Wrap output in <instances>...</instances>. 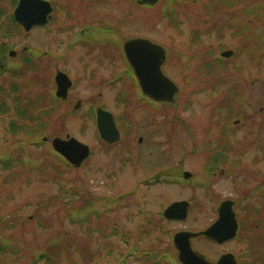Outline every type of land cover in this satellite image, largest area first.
<instances>
[{"label":"rangeland","instance_id":"374dc122","mask_svg":"<svg viewBox=\"0 0 264 264\" xmlns=\"http://www.w3.org/2000/svg\"><path fill=\"white\" fill-rule=\"evenodd\" d=\"M228 4L161 0L148 7L134 0H89L82 17L116 27V36L102 33L101 39L144 38L166 49L161 70L178 87L171 103L145 100L126 74L104 86L103 79L113 80L126 67L116 52L94 51L84 59L82 49L71 54L67 69L75 87L67 104L50 100L51 66L29 62L16 72L1 69L0 159H29L31 167L0 165V240L7 246L0 264H46L33 262L46 253L55 264H151L142 254L156 248L171 253L159 264H179L173 235L205 230L223 200L234 202L236 238L218 245L197 236L190 240L192 250L210 263L231 253L238 264H263L264 49L254 46L264 16L254 21L246 15L253 30L249 54L260 55L254 63L245 53L242 24L251 0ZM258 4L264 7V0ZM27 36L10 44L39 37ZM227 50L233 57L208 72L203 64ZM78 100L82 105L74 109ZM92 101L113 115L121 133L117 143L108 146L98 137L88 110ZM27 103H33L30 124L15 113ZM34 133L42 136L28 139ZM67 136L92 151L78 168L57 162L52 149L54 138ZM183 171L191 173L187 181ZM85 200L91 202L78 210ZM175 201L189 203L187 217L166 221L162 212Z\"/></svg>","mask_w":264,"mask_h":264},{"label":"flooded vegetation","instance_id":"af4514ba","mask_svg":"<svg viewBox=\"0 0 264 264\" xmlns=\"http://www.w3.org/2000/svg\"><path fill=\"white\" fill-rule=\"evenodd\" d=\"M134 1L136 4H139L138 0ZM246 1H244L243 3H245ZM88 7L89 0H0V32L3 33L2 40L0 41V55L2 56V60H0V71L4 68L9 72H16L22 69L26 65V63L29 62L36 63L37 65H43L45 66V68L46 66H51L54 73V89L53 94L51 93L53 96L51 95L50 100L53 104H67L70 101V93L75 87V83L73 79L69 77L67 69L68 63L70 62L69 57L71 56V54L74 53L76 49H82V51L84 52L82 59H84L85 54L91 55L94 51H104L106 53L107 51H110L113 55L119 53L120 57L123 58L126 67L118 69V72H115L114 75H111L115 76L113 80L109 78V81H107V79H103V85L106 86L108 84H118L123 78L122 75L126 74V77L128 79H131L134 86L137 87L136 93H141V89L138 85V80L136 79L132 67L128 63L124 52V44L127 40L123 42L121 41V43H119L117 40L113 39H101L100 34L102 33H107L108 35L113 34L114 36H116V27L113 26L112 28H110L107 27L104 22L86 19L85 17L87 16V11H89ZM249 9L250 5L243 10L245 11ZM83 12H85L86 14V16L84 17H82ZM243 17L244 19L247 18L248 20L246 22L242 20V24L247 30L246 40L248 41V44L245 47V53L249 56V58H251V62L257 63L260 55L256 58L251 57L248 49V45L251 43L250 36L252 32L250 29V20L244 14ZM258 29L259 31H261L260 35H258L260 37H264V28ZM31 33L38 34L39 37L36 36L33 40L28 39L21 42L15 41L21 43V45L19 46L10 44V39L18 36L19 34L26 37ZM44 33L48 34L45 35ZM60 35L64 36L65 38L59 39ZM243 37L245 38V35ZM255 43L257 44V46L254 47H256L257 49H259V47H262L264 49L261 41H255ZM164 50L167 56V51L166 49ZM230 57H233V51H231L229 58ZM98 62L101 63V61ZM13 65L14 67H12ZM43 70L40 69V72H43ZM59 73L66 75L71 81V86L67 89L65 97L57 96L58 83L56 81V77ZM89 76L90 80L96 79V76H94L93 74ZM143 97L145 100L154 103L148 97ZM81 105V101L78 100L76 101L73 108L78 109ZM88 105L89 112L94 113V116H96V111L98 109L105 110L102 106H99V104L94 101L89 102ZM147 105L148 107L150 106V104ZM150 107H153V105H151ZM117 130L119 134V141L121 133L118 128ZM101 141L105 145L114 144L105 142L103 140ZM118 141H116L115 143H117ZM141 141L142 137H139L138 142L140 143ZM91 153L92 151L90 149V155ZM185 174H188V176L186 177ZM182 176L183 179L187 181V179L190 178L191 173H189L188 171H183ZM212 176L213 172H210L204 178L207 181H210L212 180ZM260 187L263 188V186H259L258 188L260 189ZM246 201L248 202V200ZM261 202L263 204L264 199ZM254 205L260 207V203H255ZM238 231L239 227L237 230V234ZM260 255V263L264 264V250H262V254Z\"/></svg>","mask_w":264,"mask_h":264},{"label":"water","instance_id":"95a60500","mask_svg":"<svg viewBox=\"0 0 264 264\" xmlns=\"http://www.w3.org/2000/svg\"><path fill=\"white\" fill-rule=\"evenodd\" d=\"M160 0H138L141 5L153 6ZM124 52L138 80V84L144 95L155 102H173L178 87L163 74L161 67L165 61L164 49L152 41L144 38H134L125 42ZM230 51L221 54L229 57ZM58 83V97H65L67 89L71 86L69 78L59 73L56 77ZM96 127L102 140L113 143L118 140L119 134L116 129L111 113L98 109L96 111ZM51 145L55 152L61 155L70 165L78 168L89 157V147L75 139L54 138ZM187 177L188 174H185ZM231 200L223 201L218 208L217 219L204 231L195 233L190 231H179L173 235V244L178 251L180 264H236L231 253L223 254L216 263L206 261L200 254L194 252L190 240L203 235L214 243L222 244L235 237L237 221L232 209ZM188 203L186 201H175L163 211V215L171 220H184L187 216Z\"/></svg>","mask_w":264,"mask_h":264},{"label":"trees","instance_id":"16d2710c","mask_svg":"<svg viewBox=\"0 0 264 264\" xmlns=\"http://www.w3.org/2000/svg\"><path fill=\"white\" fill-rule=\"evenodd\" d=\"M218 1H221L222 3H225L226 5H229L228 0H218ZM236 1L238 2L239 0H236ZM240 1L244 2L246 0H240ZM259 2H262V0H251L250 9L245 10L244 13H242V14H244L245 16L246 15H250V16L252 15L251 19L254 21H259L260 18L262 19L264 16V14L262 12L264 7L262 5H259L258 4ZM167 14H173V10L172 11L170 10V12L168 11L165 13V15H167ZM252 32H253V30H252ZM256 41H261V43L264 46V38H260V36L256 37ZM224 61H226V60L222 59V58H217V59L212 60L211 62H206L203 65H204V67L206 66V68L209 69L208 72L212 73L213 71H211V70L214 69L215 64H220L223 68L224 65L222 63ZM30 105H33V103H27L26 108H23L24 110L22 108H20L19 109L20 111L17 110V112H15L16 114L17 113L22 114V116H23L22 118L26 119L27 120L26 122L30 121L29 119H31V117H32V113H31L32 107ZM14 125H16V123ZM28 135H30V134H28ZM40 136H42L41 133L40 134L34 133L33 135L27 136V137H28V139H31V138H34V137L36 138V137H40ZM57 162L65 163V165L68 166V163L66 161H64L61 157L57 158ZM28 163H30L29 159L25 161L23 158L15 159V158H11V157L7 156L5 158L0 159V165L3 167V169H9V170L19 169L20 166H23L24 168H26L27 165L29 167H31ZM62 194H64V193L62 192L60 195H62ZM72 194L74 195V193H72ZM85 201L86 202H83V204H81L77 208L78 210L81 208H86L87 204L91 202L90 200H85ZM66 202L68 203V201H66ZM75 210H76V208H75ZM71 221L73 222L74 220H72V218H71ZM3 244L4 243H2L0 240V253H2V254H3V251H5L7 249V246H5ZM49 255H51V254L46 253V254L36 255L33 258V262L35 263L36 261L37 262L43 261L46 264H55L54 259H51L49 257ZM169 258H171V253H170L169 248H163V249L156 248V249L149 250L147 253L142 254V259H145V260H143V262L145 261V262H149L151 264H159L160 262L168 260Z\"/></svg>","mask_w":264,"mask_h":264}]
</instances>
